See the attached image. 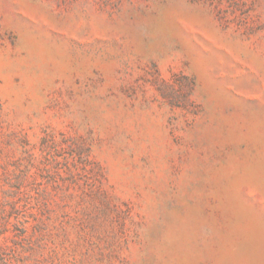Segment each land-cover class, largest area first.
Instances as JSON below:
<instances>
[{
  "label": "rangeland",
  "instance_id": "374dc122",
  "mask_svg": "<svg viewBox=\"0 0 264 264\" xmlns=\"http://www.w3.org/2000/svg\"><path fill=\"white\" fill-rule=\"evenodd\" d=\"M0 264H264V0H0Z\"/></svg>",
  "mask_w": 264,
  "mask_h": 264
}]
</instances>
